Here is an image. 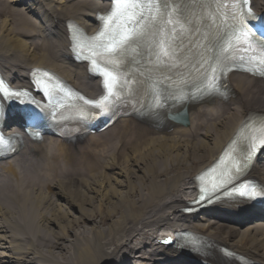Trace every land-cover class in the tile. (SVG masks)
Here are the masks:
<instances>
[{
	"label": "bare ground",
	"instance_id": "bare-ground-1",
	"mask_svg": "<svg viewBox=\"0 0 264 264\" xmlns=\"http://www.w3.org/2000/svg\"><path fill=\"white\" fill-rule=\"evenodd\" d=\"M25 1L19 9L25 17L11 20L7 2ZM252 1L257 13L264 11V0ZM110 5L104 0H0V77L38 99L33 82L39 78L97 99L100 79L72 58L77 46L68 25L93 34L100 27L97 14ZM176 7L190 19L202 7L219 9L212 0H177ZM196 25L198 31L183 41L187 59L179 70L180 84L157 65L155 38L137 41L142 55L132 71L140 72L136 77L144 83L142 112L166 125L158 129L121 119L88 138L106 142L95 159L71 157L74 147L47 132L33 141L20 125L7 128L20 117L4 104L5 132L16 133L23 146L16 155L0 158V264H264V210L257 203L233 196L206 207L190 203L197 196L195 177L225 148H236L249 131L242 127L249 117L254 122L264 117V80L240 73L222 80L227 85L219 100L207 95L197 104L173 103L194 86L205 88L209 66L227 39L221 34L225 27L210 20L197 19ZM172 27L157 24L165 31ZM201 56L212 59L204 63ZM221 72L215 73L219 81ZM163 106L174 109L166 112ZM180 114L187 116L185 128L172 122ZM172 126V133L163 134ZM245 176L264 187V148Z\"/></svg>",
	"mask_w": 264,
	"mask_h": 264
},
{
	"label": "snow or ice",
	"instance_id": "snow-or-ice-1",
	"mask_svg": "<svg viewBox=\"0 0 264 264\" xmlns=\"http://www.w3.org/2000/svg\"><path fill=\"white\" fill-rule=\"evenodd\" d=\"M214 4H219L223 6L229 3V0H212ZM118 5L117 8L110 11L107 17H102L105 20V28L109 25L118 24L119 30L115 31L109 39L110 42L107 44H100L98 47H102L105 52L110 53L113 57H118L120 53L126 50L129 45L136 41L151 39V42L155 47V56L158 62L165 64H184V60L187 57L183 56V41L189 36L193 35L198 31L196 20L201 21L207 19L210 20L212 24H215V20L212 19L219 9L212 11H207L203 7L197 16L189 19L184 15L182 8H177V0H116ZM230 3L237 5L238 7L232 10V19L237 21V25L232 26V31L224 44L220 47L218 53L215 54V63L210 65L211 75L207 78L205 83V88L209 91H219L217 86V78L215 73L218 69L223 68L224 62L229 60V51L235 49L237 44L248 45L249 37L257 42L259 45L261 56L251 57V60L257 62L258 65L264 66V19L257 17L255 13L252 12L251 8H247L249 0H230ZM172 17L169 19V17ZM120 21H124L120 23ZM163 21L165 24L173 25L172 28L165 31L163 28H157V24ZM255 21V23H252ZM157 30L154 32L153 29ZM106 33L101 31L98 33L97 37L90 38L91 40H96L99 37H104ZM73 39L76 40V35H73ZM236 42V44L233 43ZM190 47L198 48L200 45L192 44ZM247 51V49H245ZM255 51V49H253ZM96 54V53H94ZM208 59L201 56V60L204 63H208ZM243 60V57H240ZM115 63V60L110 61ZM187 65H185L186 67ZM260 74L264 75V71H261L259 67L254 69ZM105 87H107L108 92L113 94L114 86L118 85L117 77L110 71H105ZM19 95V93H15ZM107 99V97H102V100ZM101 101H87V103H96L97 106H101ZM32 119H39L38 116H32ZM257 123L258 128H252V124ZM243 128H247L252 132V135L248 137V145L245 146L243 151L246 153L243 159L248 161L251 159L252 154L257 150L258 146H264V117L259 118L258 121H253L251 117L244 122ZM259 131L260 135L257 136L255 133ZM4 141L0 139V144ZM248 167V164L241 163L240 160H233L231 167H228L219 174V177L211 178V190L206 186L201 187L200 200L205 199V193L208 197H211L216 191L225 187L227 184L232 183L235 179L232 170L235 169V173L242 174L244 169ZM215 171V170H213ZM233 191H239V189H233ZM241 196H245L249 199H255L257 196H264V187L259 188V190H249V191H239ZM210 202V201H209Z\"/></svg>",
	"mask_w": 264,
	"mask_h": 264
},
{
	"label": "rangeland",
	"instance_id": "rangeland-1",
	"mask_svg": "<svg viewBox=\"0 0 264 264\" xmlns=\"http://www.w3.org/2000/svg\"><path fill=\"white\" fill-rule=\"evenodd\" d=\"M27 3H28V1H25L24 3H21V4H9L7 2L8 8L9 7L12 8V12H11L12 15L10 17L11 20L15 21L18 18L20 19L21 17L24 16L23 14L22 15L20 14L19 9H21L23 6L27 5ZM167 133H172V131L171 132L166 131L163 134H167ZM104 143L106 144V142L104 140H102V141H99V140L98 141L97 140L89 141L88 138L85 140L83 139L82 141H78V143H76V145H74V146H73V144H70L69 147H74V150H71L69 153H70L71 157H73V158L74 157H77V158L89 157L91 159H95L96 156L98 155L97 152L99 151V149L101 150L105 147ZM124 145L125 144L123 143V145L120 144V146H119V150L121 149L120 153L117 152L119 154V157L123 155L122 151L124 149H126L124 147ZM130 149H127L126 153L129 154L131 152ZM100 152L101 151H99V155H100ZM121 166H123V164H121ZM245 228H246V225L241 227L242 230H244Z\"/></svg>",
	"mask_w": 264,
	"mask_h": 264
}]
</instances>
